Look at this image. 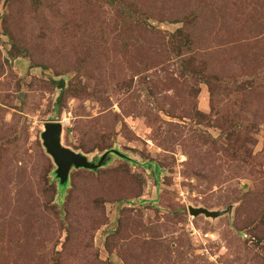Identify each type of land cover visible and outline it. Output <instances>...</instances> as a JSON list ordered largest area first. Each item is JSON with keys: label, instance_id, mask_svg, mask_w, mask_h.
Instances as JSON below:
<instances>
[{"label": "rangeland", "instance_id": "374dc122", "mask_svg": "<svg viewBox=\"0 0 264 264\" xmlns=\"http://www.w3.org/2000/svg\"><path fill=\"white\" fill-rule=\"evenodd\" d=\"M0 264H264V0H0Z\"/></svg>", "mask_w": 264, "mask_h": 264}, {"label": "water", "instance_id": "95a60500", "mask_svg": "<svg viewBox=\"0 0 264 264\" xmlns=\"http://www.w3.org/2000/svg\"><path fill=\"white\" fill-rule=\"evenodd\" d=\"M45 130L42 134L43 144L48 154L53 158L57 169L56 176L63 185L67 183L69 174L72 168L97 170L104 166L108 160V153L103 154L97 163L90 161L87 156L77 153L74 150L66 147L62 143L63 125L60 121L46 122L44 124ZM115 154L121 155L118 151H113ZM189 213L192 216L205 215L210 218H217L224 215L225 212L210 211L206 208H189Z\"/></svg>", "mask_w": 264, "mask_h": 264}, {"label": "trees", "instance_id": "16d2710c", "mask_svg": "<svg viewBox=\"0 0 264 264\" xmlns=\"http://www.w3.org/2000/svg\"><path fill=\"white\" fill-rule=\"evenodd\" d=\"M121 157L124 158L125 160L130 161L129 158H128L127 156H121ZM55 177H56V179L58 180L57 176H55ZM58 181H59V180H58ZM66 184H67V183H65V184L62 185V184L60 183V181H59V187H61V188H65V187H66Z\"/></svg>", "mask_w": 264, "mask_h": 264}]
</instances>
